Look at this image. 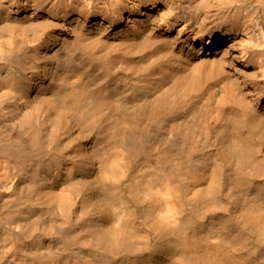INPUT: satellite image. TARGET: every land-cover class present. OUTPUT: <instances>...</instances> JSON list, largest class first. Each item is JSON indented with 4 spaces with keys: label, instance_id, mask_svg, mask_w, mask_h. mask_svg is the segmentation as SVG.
<instances>
[{
    "label": "bare ground",
    "instance_id": "1",
    "mask_svg": "<svg viewBox=\"0 0 264 264\" xmlns=\"http://www.w3.org/2000/svg\"><path fill=\"white\" fill-rule=\"evenodd\" d=\"M0 264H264V0H0Z\"/></svg>",
    "mask_w": 264,
    "mask_h": 264
}]
</instances>
